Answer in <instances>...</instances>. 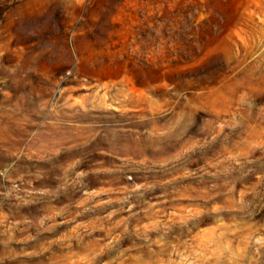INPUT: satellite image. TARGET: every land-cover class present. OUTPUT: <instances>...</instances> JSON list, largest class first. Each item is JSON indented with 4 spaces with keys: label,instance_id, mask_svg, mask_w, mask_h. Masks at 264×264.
<instances>
[{
    "label": "rangeland",
    "instance_id": "374dc122",
    "mask_svg": "<svg viewBox=\"0 0 264 264\" xmlns=\"http://www.w3.org/2000/svg\"><path fill=\"white\" fill-rule=\"evenodd\" d=\"M0 264H264V0H0Z\"/></svg>",
    "mask_w": 264,
    "mask_h": 264
}]
</instances>
